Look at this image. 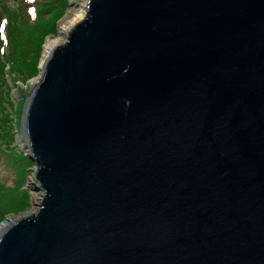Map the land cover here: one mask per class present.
<instances>
[{
    "label": "water",
    "instance_id": "95a60500",
    "mask_svg": "<svg viewBox=\"0 0 264 264\" xmlns=\"http://www.w3.org/2000/svg\"><path fill=\"white\" fill-rule=\"evenodd\" d=\"M26 92L41 190L0 264H264V0H86Z\"/></svg>",
    "mask_w": 264,
    "mask_h": 264
},
{
    "label": "rangeland",
    "instance_id": "374dc122",
    "mask_svg": "<svg viewBox=\"0 0 264 264\" xmlns=\"http://www.w3.org/2000/svg\"><path fill=\"white\" fill-rule=\"evenodd\" d=\"M85 1L0 0L3 29L0 31V57L5 71L4 80L0 72V223L7 217L19 218L37 208L38 202L33 195L42 190L36 186L32 173L35 165L27 156L25 140L20 137L26 92L43 65L40 59L46 38L52 36L64 42L67 32L59 30L60 20L68 11L70 17L81 13ZM38 45L37 70L32 73L31 59L25 54V64L12 69V58L15 62L22 48L32 49Z\"/></svg>",
    "mask_w": 264,
    "mask_h": 264
},
{
    "label": "bare ground",
    "instance_id": "6f19581e",
    "mask_svg": "<svg viewBox=\"0 0 264 264\" xmlns=\"http://www.w3.org/2000/svg\"><path fill=\"white\" fill-rule=\"evenodd\" d=\"M86 3V1H85ZM85 3L83 4V10L81 9V13H78L77 15H75V17H70L69 11L67 12L68 14L64 15V17L60 20L59 22V30L61 32H68L69 28L71 26H73L75 23H77L78 21H80L86 12V8H85ZM60 40L57 38H54L52 36H48L43 44V52H42V57H41V62L44 63L43 61H45L44 59L47 58V56L50 54L51 50L58 44H60ZM37 80V77L33 80L32 84H35ZM21 134V133H20ZM20 137H23L22 135H20ZM33 198L39 202L40 198H41V193L38 194H34ZM34 211L29 210L28 214L32 213ZM27 214V215H28ZM24 216V215H23ZM26 216V215H25ZM22 217V215L20 216ZM16 218H12V217H7L6 219H4L1 223H0V229L5 227L7 224H9L11 221L15 220Z\"/></svg>",
    "mask_w": 264,
    "mask_h": 264
},
{
    "label": "trees",
    "instance_id": "16d2710c",
    "mask_svg": "<svg viewBox=\"0 0 264 264\" xmlns=\"http://www.w3.org/2000/svg\"><path fill=\"white\" fill-rule=\"evenodd\" d=\"M39 45L38 46H36V47H34V48H32V49H23L22 48V50H21V52H20V55H19V53H18V57L19 58H17V59H15L14 61L15 62H13V58H12V69H19L21 66H23L24 64H25V60H24V57H23V54H25L28 58H30L31 59V63H32V67H31V71H32V73L34 72V70L36 69L37 70V68H35V65H36V61H37V57H38V53H39ZM12 57V56H11ZM6 64V63H5ZM4 67V64H3V61H2V59H1V57H0V72H1V80H4V70H2V68ZM4 69V68H3ZM30 70V69H29ZM30 71V72H31ZM29 72V73H30ZM25 75V74H24ZM21 76V75H20ZM22 77V76H21ZM6 82V81H5ZM7 83V82H6ZM2 84H3V82H2ZM0 88H1V85H0ZM6 88H7V86H6Z\"/></svg>",
    "mask_w": 264,
    "mask_h": 264
},
{
    "label": "snow or ice",
    "instance_id": "6c2138e0",
    "mask_svg": "<svg viewBox=\"0 0 264 264\" xmlns=\"http://www.w3.org/2000/svg\"><path fill=\"white\" fill-rule=\"evenodd\" d=\"M3 29H2V26H0V31H2Z\"/></svg>",
    "mask_w": 264,
    "mask_h": 264
}]
</instances>
